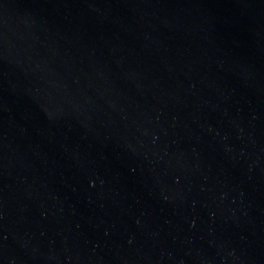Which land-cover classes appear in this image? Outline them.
I'll return each instance as SVG.
<instances>
[{
    "label": "water",
    "instance_id": "water-1",
    "mask_svg": "<svg viewBox=\"0 0 264 264\" xmlns=\"http://www.w3.org/2000/svg\"><path fill=\"white\" fill-rule=\"evenodd\" d=\"M0 264H264V0H0Z\"/></svg>",
    "mask_w": 264,
    "mask_h": 264
}]
</instances>
